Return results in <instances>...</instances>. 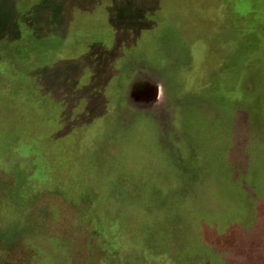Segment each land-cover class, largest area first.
<instances>
[{"label": "rangeland", "instance_id": "obj_1", "mask_svg": "<svg viewBox=\"0 0 264 264\" xmlns=\"http://www.w3.org/2000/svg\"><path fill=\"white\" fill-rule=\"evenodd\" d=\"M259 1L0 0V264L264 248Z\"/></svg>", "mask_w": 264, "mask_h": 264}, {"label": "crops", "instance_id": "obj_2", "mask_svg": "<svg viewBox=\"0 0 264 264\" xmlns=\"http://www.w3.org/2000/svg\"><path fill=\"white\" fill-rule=\"evenodd\" d=\"M216 253L221 258L217 264H264V248L217 247Z\"/></svg>", "mask_w": 264, "mask_h": 264}, {"label": "trees", "instance_id": "obj_3", "mask_svg": "<svg viewBox=\"0 0 264 264\" xmlns=\"http://www.w3.org/2000/svg\"><path fill=\"white\" fill-rule=\"evenodd\" d=\"M247 6L250 7V10H252L251 7L252 8L256 7L258 9V7L261 6V3L259 0H228V4H227L228 14L227 15L229 17V21H233L238 25L239 24L242 25L244 22L246 23L248 21L250 25L247 26V28L251 27L252 23H255V22L257 23L258 15L253 20H252V17H250L249 15L247 18V13L250 14L251 12V11L248 12L247 8L249 7ZM250 30L251 29H249V31Z\"/></svg>", "mask_w": 264, "mask_h": 264}]
</instances>
